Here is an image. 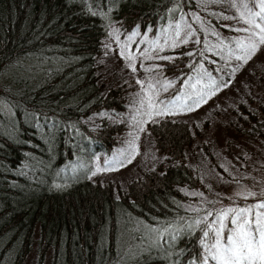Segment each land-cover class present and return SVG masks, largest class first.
Segmentation results:
<instances>
[{
  "label": "trees",
  "instance_id": "obj_1",
  "mask_svg": "<svg viewBox=\"0 0 264 264\" xmlns=\"http://www.w3.org/2000/svg\"><path fill=\"white\" fill-rule=\"evenodd\" d=\"M187 8L196 12L193 0H0V264H21L31 249L33 264H43L46 252L47 264H197L198 225L174 239L163 233L159 249L133 247L126 256L123 245L138 220L167 229L179 221L183 229L185 221L190 224L186 190L202 187L187 153L193 125L168 116L148 122L160 157L125 188L89 177L95 155L117 143L122 123L109 116L122 112L127 100V84L104 83L97 70L107 24L153 26V32L175 18L174 11L180 28L186 20L179 15ZM200 18L209 31L164 47L160 69L173 78L201 66L220 86L235 54L227 45L224 57L216 54L208 63L197 48L213 40L212 28L228 40L236 32L247 40L248 34L231 26L239 25L237 19L209 12ZM253 72L264 84V60L258 75ZM253 84L247 79L245 87ZM243 96L232 111L233 129L243 141L225 137L222 170L241 178L240 172L255 171L249 167L254 164L264 180V91L257 99ZM246 157L252 163L244 164Z\"/></svg>",
  "mask_w": 264,
  "mask_h": 264
},
{
  "label": "rangeland",
  "instance_id": "obj_2",
  "mask_svg": "<svg viewBox=\"0 0 264 264\" xmlns=\"http://www.w3.org/2000/svg\"><path fill=\"white\" fill-rule=\"evenodd\" d=\"M193 6L196 12L187 8L180 13L179 17L186 20V23L179 29L176 27L177 16L174 11L172 12L175 18L166 21L167 24H163L153 32L150 31L153 26H149L146 30H140L137 27L126 30L115 22L107 24V32L102 37L103 50L97 58V70L100 80L104 83L125 82L128 86L127 100L122 112L109 116L111 120L122 123V130L117 134V143L108 153L99 152L95 155L89 177L97 183H110L114 190L125 188L127 182L139 177L160 157L154 150L147 123L163 116L189 122L196 130L192 131L194 139L192 146L187 150L188 159L197 170L202 184V187L186 190L189 199L187 206L193 213L190 224L185 221L186 226L183 229L179 221L171 224L167 229L165 226L150 225L138 220L137 226L128 225L130 226V243H123V245L126 248V256L132 253L133 247L140 251L149 246L159 249L158 239L163 233L173 239L176 234L187 231L188 225L192 228L198 225L201 230L199 239L201 252L197 264H216V261L210 259V253L204 247L205 244L211 245L214 242L211 232L207 238L203 236L202 230H207L204 223L207 212L216 214L221 209L247 207L264 201V196L259 195L264 190V180L257 175V167L253 164L254 167H249L254 168L255 171L246 170L244 173L239 171L241 178L235 172L224 173L222 166L225 168L227 162L222 157L224 150H221L226 136H229L234 143L238 140L243 141V135L233 129L236 120L232 113L236 109L237 101L244 100L243 92L257 99L260 92L264 91V84L257 82L253 72L256 69L258 75L259 63L264 60V45H259L254 55L245 63L236 59L237 55L242 54L235 43L243 40L240 34L236 32L233 38L228 40L222 35L223 32H217L212 28L213 40L197 48L195 53L205 58L208 63L215 62L216 54L225 56V46L228 45V49H231L235 56L233 64L227 71L230 75L223 79L222 84L215 85L214 89L209 87L210 80L204 71L206 69L201 66H196L194 72L188 75L173 78L164 76L159 64V59L163 56L159 55V51L166 46L174 47L185 43L186 39L187 43L194 41L199 30L202 34L207 33L209 26L201 20V12H209L214 17L228 22H231L232 18L237 19L239 25L231 22V26L234 29H241L239 32H245L242 29L249 27L240 19V12L237 10L239 0L236 7L233 6L232 0H193ZM177 31L180 33L179 37L176 35ZM135 33L139 34L135 35ZM130 36L131 40H129ZM201 40L205 41L204 36ZM133 56L135 59H130ZM133 66L135 71L132 70ZM233 68L236 69L235 72L232 71ZM189 77H192V80H189ZM200 77H202L200 83H196L197 78ZM174 79L179 81L176 82ZM247 79L251 83L254 82L251 89L245 87ZM149 84L153 87L149 88ZM258 87L260 89L257 92ZM212 92L214 94L209 95ZM201 94L205 100L201 101L198 107L189 110V106ZM149 102L153 105L152 107L149 106ZM160 112L165 114L161 115ZM96 117L95 114L92 119ZM203 121H206L205 126L201 125ZM129 157H131L130 162ZM109 161H113L116 167L109 165ZM120 161L124 162L123 166L119 165ZM248 163H252L250 157H246L244 162L246 165ZM78 166L81 167V165ZM98 168L107 170L92 175ZM69 170L72 169L69 168ZM249 192L257 195L249 196ZM245 197L248 198L245 199ZM214 218L215 216L208 217V223H212ZM197 221L200 223L197 224ZM224 223L223 239L226 241L227 236L230 235L229 228L234 226L229 223V220H225ZM160 248L162 249V244ZM167 254L171 253L168 251ZM206 257H208L207 260H205ZM47 259L46 252L43 264H47ZM33 262L34 251L31 249L21 264H33Z\"/></svg>",
  "mask_w": 264,
  "mask_h": 264
},
{
  "label": "snow or ice",
  "instance_id": "obj_3",
  "mask_svg": "<svg viewBox=\"0 0 264 264\" xmlns=\"http://www.w3.org/2000/svg\"><path fill=\"white\" fill-rule=\"evenodd\" d=\"M232 3L234 7L237 6V0H232ZM257 8L259 9L258 11L254 10ZM237 10L240 12V19L249 27L242 29V31L248 33V39L235 42L237 48L242 53L241 55H237L236 59L247 63L257 51L258 46L264 45V0H239ZM225 18L229 19L230 17ZM177 28H179V25H177ZM235 30L241 31V29ZM138 34L135 33V35ZM176 35L179 37V31H177ZM131 39L132 37L130 36L129 40ZM184 42L187 43V39ZM229 54L231 55L232 52L230 51ZM130 59H135V57H130ZM132 70L135 71L134 66ZM204 71L207 72V70ZM232 71L235 72L236 69L233 68ZM208 76L210 80L209 87L214 89L216 81L211 77L210 73H208ZM201 79L202 77L197 78L196 83H200ZM189 80H192V77H189ZM192 86L194 87L195 85ZM148 87L152 88L153 85L149 84ZM211 94H214V92L209 93V95ZM204 100L205 97L201 94L189 106V110L198 107L200 102ZM149 106H153L151 102H149ZM159 114L165 113L160 112ZM130 159L131 157H129V162ZM123 163V161H120L119 165L123 166ZM108 164L116 167L113 161H109ZM105 170L107 169L98 168L92 175ZM248 195L255 197L257 194L249 192ZM259 195L264 196V190ZM247 198L245 197V199ZM212 216H215L214 220L212 223H208V217ZM225 220H229V223L234 226L229 228L230 235L227 236L226 241L223 239ZM199 223L200 221H197V224ZM204 223L207 230H202L203 236L207 238L211 232L214 237V242L211 245L205 244L204 247L209 251L210 259L216 261V264H264V201L247 207L240 206L221 209L216 214L207 212ZM207 259L208 257L205 258V260Z\"/></svg>",
  "mask_w": 264,
  "mask_h": 264
}]
</instances>
